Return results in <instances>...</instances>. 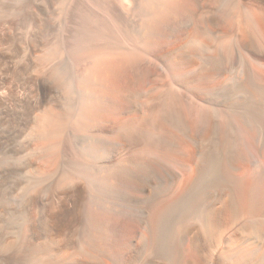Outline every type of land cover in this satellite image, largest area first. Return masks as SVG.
<instances>
[{"label": "bare ground", "instance_id": "6f19581e", "mask_svg": "<svg viewBox=\"0 0 264 264\" xmlns=\"http://www.w3.org/2000/svg\"><path fill=\"white\" fill-rule=\"evenodd\" d=\"M250 103L264 0H0V264H264Z\"/></svg>", "mask_w": 264, "mask_h": 264}, {"label": "rangeland", "instance_id": "374dc122", "mask_svg": "<svg viewBox=\"0 0 264 264\" xmlns=\"http://www.w3.org/2000/svg\"><path fill=\"white\" fill-rule=\"evenodd\" d=\"M152 17H153V15L152 14H150V13H147V18L148 19H152ZM248 89L250 90V92L251 93H253L254 95H256V98H259V92H260V90L259 89H257V88H254V87H252V86H248ZM219 110H220V120H221V122H223V119H224V110H223V108H218ZM248 109H254V110H264V105H262V104H249L248 105ZM213 124L210 122V123H208L207 125H206V131L207 132H212L213 131ZM219 139H217V141H218ZM214 146H217V148H219V149H225V146L223 145V142L222 143H215V144H213ZM225 152H227V150L225 149L224 150Z\"/></svg>", "mask_w": 264, "mask_h": 264}]
</instances>
